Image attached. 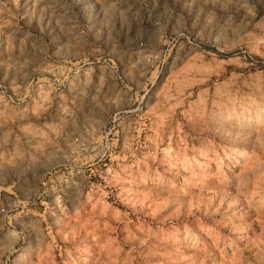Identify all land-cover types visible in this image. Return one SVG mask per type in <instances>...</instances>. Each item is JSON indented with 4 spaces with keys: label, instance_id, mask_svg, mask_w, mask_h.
I'll return each mask as SVG.
<instances>
[{
    "label": "rangeland",
    "instance_id": "rangeland-1",
    "mask_svg": "<svg viewBox=\"0 0 264 264\" xmlns=\"http://www.w3.org/2000/svg\"><path fill=\"white\" fill-rule=\"evenodd\" d=\"M0 264H264V0H0Z\"/></svg>",
    "mask_w": 264,
    "mask_h": 264
}]
</instances>
